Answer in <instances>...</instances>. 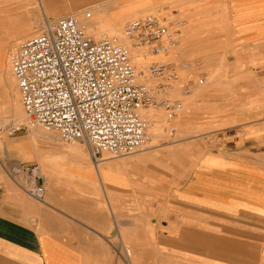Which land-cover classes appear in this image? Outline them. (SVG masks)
I'll return each instance as SVG.
<instances>
[{"label":"crops","instance_id":"0c3cea01","mask_svg":"<svg viewBox=\"0 0 264 264\" xmlns=\"http://www.w3.org/2000/svg\"><path fill=\"white\" fill-rule=\"evenodd\" d=\"M45 1L48 20L54 21L73 10L81 14L82 6L99 0ZM100 1L105 7L137 0ZM143 1L176 4L182 9L173 16L191 26L213 24L207 34L194 35L214 39L211 46L194 48L189 63L176 69L185 73L216 62L218 84L226 79L219 90L225 92L205 104L220 107L212 116L231 119V125L214 131L215 139L203 141L208 134H202L198 141L180 142L187 152L173 172L161 164L155 168L150 153L106 160L95 171L88 146L78 143L65 153L75 151L80 165L68 169L50 158L46 166L52 167L50 182L60 172L79 179V191L48 187L46 178L32 174L34 188L45 187L41 200L25 184L29 145L21 137L0 142V264L264 262V0ZM206 52L216 56L200 57ZM200 79L206 86L208 74ZM65 153L57 157L64 160ZM161 181L168 183L167 192L158 198L160 188L152 185ZM148 205L160 209L141 212L160 213L159 221H138V207Z\"/></svg>","mask_w":264,"mask_h":264},{"label":"built area","instance_id":"2783aa9c","mask_svg":"<svg viewBox=\"0 0 264 264\" xmlns=\"http://www.w3.org/2000/svg\"><path fill=\"white\" fill-rule=\"evenodd\" d=\"M84 17L91 20L92 14ZM182 26L165 15L150 14L129 22L123 37L144 56L158 57L177 45ZM9 62L23 110L33 125L57 133L64 144H86L96 168L105 161L104 155L119 159L144 150L149 137L142 109H162L169 122L184 109L181 101L160 100L139 82L148 76L176 81L173 64L152 63L139 72L127 44L106 35L94 39L74 15L50 21L41 34L20 42ZM205 84L199 79V86ZM164 87L158 85L163 94ZM184 91L188 95L191 89ZM20 130L14 128L10 134ZM44 191L39 187L31 196L41 200Z\"/></svg>","mask_w":264,"mask_h":264},{"label":"rangeland","instance_id":"374dc122","mask_svg":"<svg viewBox=\"0 0 264 264\" xmlns=\"http://www.w3.org/2000/svg\"><path fill=\"white\" fill-rule=\"evenodd\" d=\"M39 2L43 4V0H0V17L7 18L6 21L10 18H14V15H18L19 19L17 23L15 22L14 25L11 26L7 25L8 28L5 30V33L8 34V40L7 41V57H8V64L9 58L11 52L17 47V45L32 36L41 34L45 29V20L48 19L47 17V10H42V8L39 5ZM106 5V4H105ZM104 5V6H105ZM111 4L105 7H109ZM113 6H116L119 8H124L123 10H126L128 14V17L120 18L119 22H113L112 24L108 23H102L95 24L93 29H86L88 34L94 37V39H100L102 36L106 35L108 37H119L122 34L126 25L136 19L145 17L150 14H162L166 17L168 16V20L172 23L176 24L178 22H182L183 26L180 29L181 35L177 36L175 40L177 41L178 46L172 48L169 51V54L164 57H152L149 56V59H152V63H159L162 61H168L173 59L174 57L177 58V61L175 62V67H177L180 64L189 63V60L192 58L193 54L192 51L194 48L197 47V49L203 48L202 46H205L209 48L211 46V42L214 39H209L207 37H194V35L199 34H207L208 31H210L212 28H214L213 24L209 25H203L201 23H197L194 26L189 25L190 22H186V20L183 17H175L173 16L174 13L182 9L181 7H177L176 4H168L163 6H147L145 5V2L143 0H137L133 1L132 3H128L125 5H119L114 4ZM58 8L59 6H55ZM73 7V6H72ZM103 2L94 1L93 3L86 4L81 7L80 11L83 10V15L79 14V11L73 10V13L71 14H65L62 17L68 16V15H74L78 17L81 21L86 20L84 15L86 13H99L103 9ZM115 9V7H113ZM58 19V18H57ZM123 19V20H122ZM96 22L100 23L101 21L99 19L96 20ZM109 25L111 28H109ZM123 38V37H122ZM121 41V38H118ZM11 42V43H10ZM123 44H127V46L131 50V58L133 49L128 42L122 39L121 41ZM10 43V44H9ZM1 44V43H0ZM206 44V45H204ZM12 49V50H11ZM204 56H216L215 54L212 55L208 52L202 54L200 57ZM214 60V59H213ZM212 60V61H213ZM10 66V64H9ZM136 66V65H135ZM180 67V66H178ZM145 70V69H144ZM143 70V71H144ZM179 70V69H177ZM140 71V70H139ZM10 74H12L10 69ZM208 74V83L206 86H197L192 88L191 84L198 83L199 79L203 75ZM1 76V73H0ZM178 77L176 81H170V82H163L161 80H158L156 78L149 77L148 78H140L139 82H142L145 86H149L148 88L155 92L160 100H179L183 104V111L178 114L177 118L171 122L167 119V114L162 109L156 110L153 108H144L140 111V116L142 115V111H146L147 115H150L149 117H143L144 120L148 123V130L147 134L149 137V142L145 146L144 150L135 154L140 155L143 153H150L151 161L156 168V164L162 165V168H170V171L173 172V169L175 165L178 163L179 159H181L184 155V152H187L184 150L185 147H188V145H181L180 142L182 141H198L200 140L199 136L202 134H208V139H203V141H209L213 137L214 131H217L219 129L228 127L231 125V119H229V122H225L226 119L223 118H215L212 115L218 114L217 110L220 107L212 106L205 104V101L209 99L210 97H214L218 92H225L223 90H219L220 87L223 85V83L226 82V79L224 77L223 83L218 84V80L221 77V72L217 68L216 69V62H210L207 64L205 62L202 63L201 66L191 68L188 72H179L178 71ZM12 81H9L10 84V91L4 92L0 90V108L2 110V114H0V142L2 141H9L11 138L14 137H21L26 145H29V150H26L24 154V161L26 164V175H25V184L26 187H28V190L30 189L32 192L35 191L39 187H35L34 185L30 184L28 182V179L32 177V174H38V176H42L46 178V185L49 186H57L59 188L70 190V191H79L80 189V183L81 181L79 179H68L66 177L61 176L60 172L57 174L56 179L52 182L49 181V168H47V164L49 163L48 160L56 159L60 163H62L65 167H70L77 163V165H80L78 162V159L74 157V152L68 151L71 150V147H73L76 144H64L61 141L60 136L57 133H48L43 128L36 126L34 130V127H28V126H20L18 129H21L16 135H11L10 131L14 129L15 125H18L19 123H16L15 121H6L3 120L4 118H14V115L16 112H19V107H22L21 103V95L18 90L17 84L15 79H13V75H11ZM145 81V82H144ZM163 84L166 87L165 94L161 92V90H158V85ZM168 84V86H167ZM184 87H190L192 93L191 98H186V93L184 91ZM190 99V100H189ZM202 101V102H201ZM18 102V103H17ZM4 104H7L6 106ZM23 109V107H22ZM211 115V117H210ZM245 119H240V121H243ZM155 129V130H154ZM157 129V131H156ZM175 129L174 132L172 130ZM152 131V132H151ZM157 132L156 139L151 134L154 132ZM212 132V134H211ZM45 136H51V137H45ZM214 138V137H213ZM202 139V138H201ZM215 139V138H214ZM189 151V150H188ZM32 152H35L36 155L34 156ZM66 152V153H65ZM197 152L193 155L194 160L199 159V152ZM207 152V150H202V153ZM63 153L66 154V159H59L60 156H65ZM73 156H72V155ZM135 155L127 156V157H133ZM58 156V157H57ZM196 156V157H195ZM105 161L106 160H114L109 157V155H104ZM58 158V159H57ZM195 164V162H194ZM42 165V166H41ZM82 167V166H81ZM173 167V168H172ZM35 171V169H37ZM95 171L99 170L98 168L94 167ZM69 169V168H68ZM93 169V168H92ZM90 182V181H89ZM91 186V182L89 183ZM176 185L180 184L177 183H169V185ZM30 187H29V186ZM96 185V184H95ZM168 183L165 181H161L159 183L153 184L152 186L156 188H160V190H157L158 193L156 194L158 198H161L163 195L166 194V189H164ZM163 187V188H162ZM42 188V187H40ZM45 190V187H43ZM93 195H90V198ZM96 197V195H94ZM158 208L151 206H145V207H138L137 217L138 221H159L161 214L160 213H144L141 212L142 210H159ZM264 263V262H263ZM263 263H254L250 262L249 264H263Z\"/></svg>","mask_w":264,"mask_h":264},{"label":"bare ground","instance_id":"6f19581e","mask_svg":"<svg viewBox=\"0 0 264 264\" xmlns=\"http://www.w3.org/2000/svg\"><path fill=\"white\" fill-rule=\"evenodd\" d=\"M39 5L42 8V10H44V11L48 10V8H49V6H47V1H45V0H43V4H41V2H39ZM113 7H115V9ZM123 9L124 8H119L118 9V7L113 6V4H112L109 7H104L99 13H94V14L92 13L91 20H83L82 19V23L84 24L86 29H88V28L89 29H93L95 24L96 25L97 24L102 25L103 22L104 23L106 22L108 24H112L113 22H115V19H118L119 17H121L123 15H128L129 14V13H127L126 10H123ZM53 12H55V11H53ZM80 15H83V14L81 13ZM5 19H7V18L0 17V43H1L0 44V73H1V76H0V90L8 93V91H10L9 81L10 80L12 81V78H11L12 74H10V66H9L10 63L8 64V57H7V54H8L7 53V50H8V46H7L8 42L7 41H9L8 40L9 37H8V34L5 33V30L8 28L7 25H9V26H11V28H13L12 26L14 25L15 22L17 23L19 17L16 14V15H14L13 19L10 18V17H9V19L7 21ZM97 19H99L101 22L100 23L96 22ZM49 22L50 21L48 19H46L44 25L46 26V24L49 23ZM122 37H123L122 34L120 35V33H119V37L118 38H121V41H122V39L124 40V37L123 38ZM168 54H164V55H161V56H158V57H164V56H166ZM149 58H150L149 56H144L142 54V52H140V51H138L136 49L133 50L132 62H133L134 65H136L135 67L137 68L138 71L139 70L143 71L145 68H148V66L150 64H152V59H149ZM167 62H169V60L168 61L159 62V64H167ZM4 105L6 106L7 104H4ZM0 114H2L1 108H0ZM141 116L150 118V115H147L146 111H142V115ZM3 120H6V121L13 120L16 123H19L18 125H15L14 128H18L20 126H28V127L32 128V126H33L34 129H32V130H34V131H36L37 130L36 128H38L35 125H33L32 121L25 114V112H24V110L22 109L21 106L19 107V112L15 113L14 118L13 117L12 118H4ZM156 131H157V129H156ZM156 131L151 134L152 136H154L155 139H156V136H157V132ZM43 135L45 136V134H43ZM45 137H51V136H45ZM37 176H38V174H37ZM28 182L30 184L34 185L33 176L28 179ZM152 188H154V187H152ZM149 189H151V188H149ZM149 191L151 192V190H149Z\"/></svg>","mask_w":264,"mask_h":264}]
</instances>
